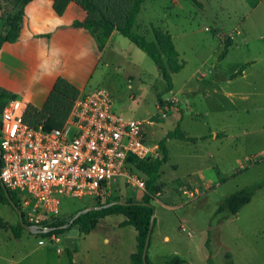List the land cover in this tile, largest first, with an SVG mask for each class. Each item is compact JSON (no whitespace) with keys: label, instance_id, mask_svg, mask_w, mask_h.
Here are the masks:
<instances>
[{"label":"crops","instance_id":"obj_1","mask_svg":"<svg viewBox=\"0 0 264 264\" xmlns=\"http://www.w3.org/2000/svg\"><path fill=\"white\" fill-rule=\"evenodd\" d=\"M87 17V12L75 2H70L63 12H59L53 0L31 1L25 7L18 41L4 43L0 49V89L22 100L26 112H44L60 81L74 87L77 92L74 104L79 97L99 85L108 71L107 68L114 62L112 55L116 53L118 56L115 45L119 33L114 32L101 51L96 39L86 29L74 26L75 22H83ZM215 19L223 29L232 31L230 25L224 21L221 23L216 17ZM148 24L150 23H145L143 27ZM231 37L233 43L222 58L217 57V50H213L208 57L207 73L201 76L192 74L182 80L179 87L173 78V88L165 94V99H173L174 105L162 119L160 128L153 129L152 134L160 135L158 140L161 142L170 132L179 128L182 134L192 140L174 137L166 139L167 161L160 169L158 184L166 183V180L173 182V185L174 182H184L192 188L203 187L206 193L212 189L209 187L215 186L214 181L234 179L248 170V165H243L250 152H247L248 147L251 150L257 148L256 142L264 126V29L254 33L251 30L238 29ZM234 49L244 54L247 59L238 65L240 69L237 70L236 67L233 72L223 73L220 69L222 62L226 61ZM107 52L111 56L106 60ZM238 72L242 73L236 75ZM139 80L141 85L145 83L140 76ZM73 107L65 120L70 116ZM42 115H46L42 123L49 122L50 114ZM147 136L151 144L158 146L153 143L148 131ZM175 143L178 145L177 150L172 147ZM183 165L189 169L183 175L187 178V183L177 177H165V167L170 166L178 174L180 168L183 170ZM194 175L196 179L193 178ZM163 192L157 193L158 197ZM145 194L143 191L137 201H141ZM257 194L235 215L228 212L226 214V211L219 212L220 206L218 207L217 214L224 215L227 225L232 224L230 231L240 235L248 233L249 227L246 223L251 220H243L242 215L247 207H252ZM165 197L172 203L170 208L174 212L193 205L201 208L200 202L196 203L197 200L185 201L176 186L169 188ZM249 213L252 214L253 211ZM154 216L156 229L161 222L156 211ZM114 217H119L115 223L119 230L131 227H121L125 219L120 215L108 216L100 222ZM186 222L190 223L191 220ZM210 230L211 225L206 230H201L204 238H211ZM94 231L95 229L89 234L81 233L77 238L76 249L72 252L63 245L54 246L56 251L53 247L41 252L46 259L43 264H132L131 256L137 252V238L129 241V238L120 234L115 238H87ZM157 238L153 248V260H162L165 257L161 252V244L170 243L171 237L159 232ZM150 249L152 244L149 251ZM37 250L39 249L33 248L31 252L34 254ZM53 251L56 258L50 257ZM22 263L23 258L10 261V264Z\"/></svg>","mask_w":264,"mask_h":264},{"label":"rangeland","instance_id":"obj_2","mask_svg":"<svg viewBox=\"0 0 264 264\" xmlns=\"http://www.w3.org/2000/svg\"><path fill=\"white\" fill-rule=\"evenodd\" d=\"M18 12L19 7L16 6L15 0H0V33L7 34ZM215 17L221 23L224 21L230 25L234 32L230 31L231 29H223ZM138 19L137 27L133 32L142 34L149 42L153 41V26L169 32L173 37L180 54L179 59L185 64L184 70L173 76L176 86L179 87L180 82L190 75L201 76L207 73L209 70L206 64L210 54L213 50H217V57L222 58L225 50L228 51L233 43L231 35L238 29L251 30L252 33L264 29V0H194V2L148 0L144 3ZM145 23L150 24L143 27ZM238 43H240L239 37ZM115 50L118 56L116 53L112 55L114 62L107 68L108 71L99 85L94 88L108 89L114 97L115 111L125 119H150L153 124L147 127L148 135L153 143L159 146L160 135L156 136L152 132L153 129L160 128L163 115L166 113L165 107L171 110L174 105L173 99H165V94L170 90L154 62L121 34L117 36ZM110 56L107 52L106 60ZM246 59L244 54L234 49L226 61L222 62L220 69L223 73L233 72L236 67L237 70L240 69L238 65ZM139 76L145 81L143 85ZM4 105V102L0 103V116ZM168 114L169 112L166 115ZM258 138L255 150L248 147L247 152H250L244 159L247 161L243 164L245 167L248 165L247 171H243L234 179L214 181L215 186L209 187L212 188L209 192L205 193L203 187L200 189V199L196 203L200 202L201 208L193 205L174 212L170 208L172 203L165 197V192L174 186L178 187L179 184L174 182L173 185V182L167 180L166 183L158 184V189L152 196V204L155 206L161 225L154 228L151 238L152 249L148 250V260L151 264H167L173 257H180L191 264H264V188L257 192L252 207L250 206V209L247 207L242 215L243 220H251L246 223L249 229L245 235L230 231L232 224L227 225L224 215L216 212L220 204L238 189L264 181V126ZM172 147L178 149L176 143ZM158 153L159 156L150 159L151 163L162 157L161 149ZM184 165L183 170L180 168L178 174L174 173L170 166L165 167V177H177L187 183V178L183 175L189 169ZM138 174L145 181L148 180L144 174ZM193 178L196 179L195 175ZM118 187L121 190L112 194L109 199L119 198L122 202L137 201L143 193L140 189L124 185ZM162 192L163 195L158 197L157 193ZM106 201L99 202L93 197L81 199L63 197L60 200L61 217H69L85 207L104 204ZM118 219L119 217H114L102 220L87 238H115L118 234L129 238V241L131 238H136L133 227L118 229L115 224ZM189 219L191 222H186ZM19 224L18 215L10 204L6 205L0 201V264H10L11 260L21 258H23L22 264H43L46 259L41 252L62 245L51 243L39 234L30 233L24 228L20 230V237L17 239L13 229L18 228ZM210 225L211 238H204L205 235H202L201 230H206ZM159 232L170 235L171 242L161 244V252L165 258L153 260V248ZM42 240L44 244H40ZM56 247H54L55 251ZM33 248L39 250L33 254L31 252ZM55 251L50 257L56 258Z\"/></svg>","mask_w":264,"mask_h":264},{"label":"built area","instance_id":"obj_3","mask_svg":"<svg viewBox=\"0 0 264 264\" xmlns=\"http://www.w3.org/2000/svg\"><path fill=\"white\" fill-rule=\"evenodd\" d=\"M165 111L163 118L170 109L165 107ZM25 113L18 98L2 112L0 186L15 195L26 224L44 229L48 220L61 216L63 197H93L103 202L123 185L147 192L135 162L159 156V146L147 136L153 122L122 117L108 89L97 87L79 97L59 128L44 123L32 126ZM178 184L185 201L199 199V188ZM49 237L57 238H43L64 246L59 235Z\"/></svg>","mask_w":264,"mask_h":264},{"label":"trees","instance_id":"obj_4","mask_svg":"<svg viewBox=\"0 0 264 264\" xmlns=\"http://www.w3.org/2000/svg\"><path fill=\"white\" fill-rule=\"evenodd\" d=\"M33 0H15L16 6L19 7L16 20L12 23L11 29L7 34L0 33V49L4 43H16L19 39V31L22 19L25 15V7ZM55 8L59 12H63L70 2L80 5L88 14L83 22H75V27L86 29L95 39L99 49L102 51L109 42L112 34L118 32L128 39L139 50L144 52L155 64L160 76L165 80L168 89L173 88V76L184 69L185 64L180 61V54L174 44L173 37L167 31L160 28L152 27L153 41H148L145 36L133 32L137 27V18L141 12L142 5L148 0H53ZM194 2V0H186ZM227 50H225L226 52ZM224 52V53H225ZM238 72L236 75H240ZM77 92L70 84L60 81L44 112L37 110H29L25 113V120L32 126L42 123L44 116L42 114H50L49 122L44 124L48 128H59L65 122L66 116L70 113ZM14 94L0 89V103L4 102L3 112L6 105L15 100ZM59 114V115H58ZM59 119V120H58ZM61 119V120H60ZM179 138L184 140H192L182 134L177 128L170 132L167 138ZM166 138V139H167ZM166 139L160 142V149L163 154L161 158H157L153 163L148 161H136L135 167L138 172L148 177L146 181L147 192L141 201L126 200L127 204H115L113 206L103 208L97 211H91L79 216L73 223L72 219L76 215L69 217H59L48 220L44 225V229H51L49 232L39 234L46 238L52 235H60L65 231H69L75 225L81 226L82 234L91 233L98 226L101 219L112 215H120L124 217L121 227L131 226L137 233V252L131 256L132 264H144L142 254L149 231V226L155 214V206L152 204V196L158 189V179L160 169L166 163ZM264 188V182L254 184L236 191L230 197L226 198L220 205L219 212H228L232 215L237 214L243 207L248 205L255 194ZM13 201L18 204L15 195L9 191ZM0 201L9 204L5 191L0 186ZM119 198L109 199L104 204L95 206H103L112 202H120ZM19 207V206H18ZM87 208V207H85ZM80 211V210H79ZM64 225H69L67 229H62ZM23 229L21 224L18 228H14V235L19 238L20 230ZM154 231V230H153ZM153 234V232H152ZM150 247V246H149ZM69 252L72 250L67 249ZM148 260V256H147ZM148 264H151L148 260ZM167 264H191L179 257H174Z\"/></svg>","mask_w":264,"mask_h":264},{"label":"water","instance_id":"obj_5","mask_svg":"<svg viewBox=\"0 0 264 264\" xmlns=\"http://www.w3.org/2000/svg\"><path fill=\"white\" fill-rule=\"evenodd\" d=\"M2 188L5 191V194H6L8 201H9L10 206L18 214L19 222L25 230H27L30 233L37 234V235L51 231V229H43V228H39L36 226L27 225L24 221L23 214L21 213L19 207L16 205V203L11 198V195H10L8 189L4 185H2ZM115 204H127V203L120 201V202H112L110 204H106L103 206H91V207L84 208L83 210H80L76 213V215L72 219L71 223H73L75 221V219H77L82 214H85V213H88L91 211L101 210L103 208H107V207L113 206ZM154 226H155V219L153 217L151 222H150L149 231L147 234V238H146V242H145V246H144V250H143V254H142V259H143L144 264H148L147 256H148V250H149V246L151 243L152 232L154 230ZM68 227H69V225H64L62 227V229H67ZM80 234H81V226L75 225L69 231H65L64 233L60 234L59 237L62 239L63 244L67 249L75 250L76 245H77V238Z\"/></svg>","mask_w":264,"mask_h":264}]
</instances>
